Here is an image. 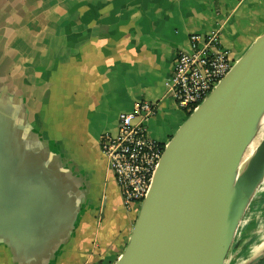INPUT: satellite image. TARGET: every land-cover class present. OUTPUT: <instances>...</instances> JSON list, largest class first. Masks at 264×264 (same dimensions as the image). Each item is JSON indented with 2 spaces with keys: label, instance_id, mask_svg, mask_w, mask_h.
Instances as JSON below:
<instances>
[{
  "label": "crops",
  "instance_id": "obj_1",
  "mask_svg": "<svg viewBox=\"0 0 264 264\" xmlns=\"http://www.w3.org/2000/svg\"><path fill=\"white\" fill-rule=\"evenodd\" d=\"M214 31L239 59L264 33V0H0V160L29 177L0 191V264L115 263L138 210L123 207L100 141L147 100L148 135L166 145L186 119L167 90L176 53ZM28 190L70 207L57 248L13 239L26 235L10 204Z\"/></svg>",
  "mask_w": 264,
  "mask_h": 264
},
{
  "label": "water",
  "instance_id": "obj_2",
  "mask_svg": "<svg viewBox=\"0 0 264 264\" xmlns=\"http://www.w3.org/2000/svg\"><path fill=\"white\" fill-rule=\"evenodd\" d=\"M263 115L264 33L165 145L128 243L114 264H225L264 183V139L243 163ZM4 168L0 160L1 192L3 184L29 179ZM22 207L10 204L12 214L23 211L26 235L13 239L57 248L72 225L70 207L57 210L45 196L34 202L29 190ZM45 255L28 254L32 263ZM24 256L14 253L18 262ZM263 257L264 249L243 264H257Z\"/></svg>",
  "mask_w": 264,
  "mask_h": 264
},
{
  "label": "built area",
  "instance_id": "obj_3",
  "mask_svg": "<svg viewBox=\"0 0 264 264\" xmlns=\"http://www.w3.org/2000/svg\"><path fill=\"white\" fill-rule=\"evenodd\" d=\"M236 59L223 47L217 31L206 36L192 34L188 46L176 53L167 90L187 116L203 102L229 72ZM154 105L137 102L119 115L114 132L100 141L107 165L119 186L123 207L139 209L146 197L165 144L149 137L146 120Z\"/></svg>",
  "mask_w": 264,
  "mask_h": 264
},
{
  "label": "rangeland",
  "instance_id": "obj_4",
  "mask_svg": "<svg viewBox=\"0 0 264 264\" xmlns=\"http://www.w3.org/2000/svg\"><path fill=\"white\" fill-rule=\"evenodd\" d=\"M186 114V118H187ZM264 139V126L258 128L251 138L252 145L246 152L249 153L254 147H257ZM264 239V184L260 191L254 197L246 215L241 223L239 233L234 239L230 248L225 264H243L250 258L249 248L251 245Z\"/></svg>",
  "mask_w": 264,
  "mask_h": 264
},
{
  "label": "bare ground",
  "instance_id": "obj_5",
  "mask_svg": "<svg viewBox=\"0 0 264 264\" xmlns=\"http://www.w3.org/2000/svg\"><path fill=\"white\" fill-rule=\"evenodd\" d=\"M264 126V115L263 117L261 118L260 122H259V126L258 128H261ZM253 143V142H252ZM252 143H250V145H248L247 149H246V152L248 151V149L250 148V146L252 145ZM256 149V147H254L251 151H249V153L244 154V157H243V163L251 156V154L254 152V150ZM264 184V183H263ZM262 184V186H263ZM261 186V187H262ZM260 187V189H261ZM260 191V190H259ZM262 249H264V239L261 238V241L258 242V243H255L253 245L250 246L249 248V252L252 253L253 255H256L258 254ZM226 263V262H225Z\"/></svg>",
  "mask_w": 264,
  "mask_h": 264
}]
</instances>
